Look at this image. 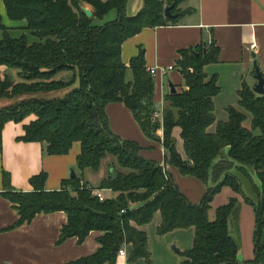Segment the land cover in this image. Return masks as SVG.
<instances>
[{
  "label": "trees",
  "instance_id": "trees-1",
  "mask_svg": "<svg viewBox=\"0 0 264 264\" xmlns=\"http://www.w3.org/2000/svg\"><path fill=\"white\" fill-rule=\"evenodd\" d=\"M178 1L144 0L137 13L128 14L127 0H4L8 16L25 19L26 24L15 31L16 26L4 23L0 15V65L16 68L20 77L0 68V97L52 91L79 81L63 95L30 96L0 106V148L4 124L32 114L35 117L24 124L20 139L42 142L49 154L66 153L74 140L81 142L76 163L80 172L64 179L61 188L44 187L47 172L42 170L30 177L33 189L17 190L11 187L10 173L3 171L2 192L19 212L13 225L38 212L62 209L68 220L58 243L74 235L82 242L92 229L104 231L98 237L99 248L74 263L115 264L123 243L131 245L129 260L144 257L150 262L147 232L137 224L148 223L156 211L162 214L159 234L195 227L194 243L182 251V264L264 263V94L244 80L238 102L227 107V119L217 120L218 76H208L204 67L218 59L220 47L213 40L198 43L180 50L175 66L184 87L167 92L159 120L153 116L155 80L145 49L140 47L128 65L122 60V43L144 26L172 21L174 17L164 14L165 2L173 4L174 12ZM82 2L93 6L91 16ZM112 8L117 9L116 17L95 22ZM63 71L71 73L68 78L57 76ZM114 101H123L132 110L145 135L162 140L169 163L207 183L201 202L185 196L162 162L141 155L138 141L112 131L105 105ZM248 112L250 127L245 124ZM213 123L216 128L210 130ZM176 125L181 127L185 157L173 136ZM112 155L116 159L108 165L114 173L109 171L98 186L83 180L84 169L98 170ZM225 184L245 196L255 210L251 260L239 258V197L231 196L216 207L214 219L209 217L214 194ZM102 187L116 194L100 200L93 189Z\"/></svg>",
  "mask_w": 264,
  "mask_h": 264
},
{
  "label": "crops",
  "instance_id": "crops-1",
  "mask_svg": "<svg viewBox=\"0 0 264 264\" xmlns=\"http://www.w3.org/2000/svg\"><path fill=\"white\" fill-rule=\"evenodd\" d=\"M82 4L88 5L86 2ZM142 6L137 8L141 9ZM174 13L172 15L174 19L169 23L153 27L144 26L141 31L129 36L121 46L122 60L128 65L131 56L138 54L140 47L145 49L147 67L158 69L153 75L154 102L155 105L163 106L165 95L171 90V82L176 85L177 90L184 87V77L178 67L174 66L173 69L166 67L176 64L175 60L181 56V49L198 43L215 41L220 47L218 59L205 64L204 68L208 76L212 74L218 76L220 88L219 93L214 96L216 119H227V107L238 102V90L244 80L251 86L257 81L254 75V59L257 60L264 74V0H179ZM0 15L3 22L8 25L26 24L25 19L13 20L8 16L4 0H0ZM0 68L5 70L7 66L2 64ZM67 74L69 72L63 71L57 76L63 77ZM131 75L129 69L127 77ZM75 81L72 85L52 91L17 95V100L39 95L46 97L63 95L79 84L78 79ZM9 98L0 97V106L15 102V100L5 102ZM105 110L108 123L114 133L123 139L138 141L141 155L162 162L185 196L192 202H201L207 183L194 175L182 173L180 168L169 163L166 160L167 153L162 140L158 141L145 135L132 110L123 101L109 102L105 105ZM34 117L35 115L32 114L22 121L10 120L3 126L0 148V264H84L74 261L99 248L98 237L104 233L103 230L92 229L82 242H79L78 236L74 235L58 243L60 229L68 220L66 211L62 209L38 212L30 220L13 225L18 220L19 212L15 203H12L2 192L5 189L4 170L10 173L11 187L25 191L34 188L30 177L42 170L47 172L44 187L49 190L61 188L62 181L70 177L72 168L77 174L80 172L76 166L77 154L81 150L80 141L74 140L66 153L49 154L44 151L42 142L19 138L25 133L24 124ZM215 128L216 123L209 126L210 130ZM162 131L163 128L160 129L161 133ZM180 131L181 127L176 125L173 136L176 138L179 152L185 157ZM224 151H227V147ZM113 157L108 156L103 159L101 167L95 170L96 181L88 176V170H91L89 167L83 170V180L98 186L102 178L111 171L108 164L114 161ZM99 189L108 197L116 194L111 188ZM231 196L240 199L239 258L242 261L251 260L255 256L253 233L256 213L253 206L239 192H235L230 185L225 184L214 194L208 209L209 217L214 219L216 207L227 202ZM155 216L156 221L153 225H150V221L137 224L140 229L147 232V244L151 252L150 262L144 257L129 260L131 245L124 243L126 254H119L115 264H182L185 258L182 251L191 248L194 243L195 227H179L158 237L156 227L162 220V214L156 211ZM174 244L179 247V251L172 248ZM105 264L110 263L105 262Z\"/></svg>",
  "mask_w": 264,
  "mask_h": 264
},
{
  "label": "rangeland",
  "instance_id": "rangeland-1",
  "mask_svg": "<svg viewBox=\"0 0 264 264\" xmlns=\"http://www.w3.org/2000/svg\"><path fill=\"white\" fill-rule=\"evenodd\" d=\"M143 1L144 0H127V2H126V12L129 14V13H131V14H135V13H137L138 11H139V9L140 8H137L138 6H141V5H143ZM166 4H165V6L166 5H170V3L169 2H165ZM87 5V4H86ZM89 5V7H91V10H93V6L92 5H90V4H88ZM87 5V6H88ZM2 16V15H1ZM117 16V9L116 8H112L108 13H106L104 16H102V17H97V18H94V20H95V22L97 23H104V22H107V21H110V20H112V18H114V17H116ZM3 19V18H2ZM16 27H14L16 30L15 31H17V30H20V27L19 26H17V25H15ZM14 31V30H13ZM0 35H1V31H0ZM5 70L6 71H9L10 72V74H11V76H13L15 79H20V77H19V75H18V70L16 69V68H10V67H7V68H5ZM4 70V71H5ZM69 72V71H68ZM71 73L69 72V74H67V78L69 77V75H70ZM18 98H17V96H13V97H10L9 99H7L5 102H7V101H9V100H17ZM245 124L247 125V126H251V120H250V113L248 112V116H247V118L245 119ZM162 128V127H161ZM160 134H161V132H160ZM113 156V155H112ZM113 158H115V157H113ZM116 159V158H115ZM114 159V160H115ZM89 171V173H88V176L93 180V181H96V177H95V175H96V173H95V170H88ZM242 195V194H241ZM243 196V195H242ZM244 198H245V196H243ZM250 204V203H249ZM251 205V204H250ZM159 217V216H158ZM155 221H156V216L154 215V217L150 220V222H151V224L150 225H153V223H155ZM156 229H158L157 227H156ZM157 235H158V237H162V235L163 234H159L158 233V230H157V233H156ZM150 258H151V256H150Z\"/></svg>",
  "mask_w": 264,
  "mask_h": 264
},
{
  "label": "water",
  "instance_id": "water-1",
  "mask_svg": "<svg viewBox=\"0 0 264 264\" xmlns=\"http://www.w3.org/2000/svg\"><path fill=\"white\" fill-rule=\"evenodd\" d=\"M82 7H83L84 11L87 13V15L91 16L93 14V11L87 5L82 4ZM172 7H173V4L165 6L164 14L166 16L172 17V15L175 14L174 12H171ZM253 55H254V52H253ZM254 68H255L254 75L256 76L257 81L252 86L253 90H255L257 93L264 94V74L261 71L257 60H255V59H254ZM170 85H171L170 91L174 92L176 90V85L173 84L172 82ZM111 171H112V173H114L113 172L114 170L112 168H111ZM76 176H77V172L75 171L74 168H72L70 177L74 178ZM172 248L176 251H179V247H177L175 244L172 246Z\"/></svg>",
  "mask_w": 264,
  "mask_h": 264
},
{
  "label": "built area",
  "instance_id": "built-area-1",
  "mask_svg": "<svg viewBox=\"0 0 264 264\" xmlns=\"http://www.w3.org/2000/svg\"><path fill=\"white\" fill-rule=\"evenodd\" d=\"M174 66H175V64L167 66L166 69H173ZM148 69H149V71H150V73L152 75L156 74L157 71H158V69L155 68V67H151V68H148ZM162 115H163V106L162 105H160V106L155 105L153 116L160 120V119H162ZM93 194L96 195L100 200H103L106 197V195L99 188H94L93 189ZM122 210H124V209H122ZM119 254H123V255L126 254V248H125V244L124 243H123V245L120 247V249L118 251V255Z\"/></svg>",
  "mask_w": 264,
  "mask_h": 264
}]
</instances>
